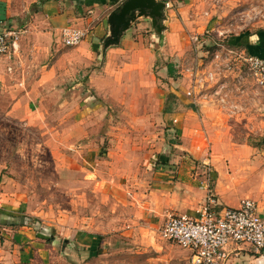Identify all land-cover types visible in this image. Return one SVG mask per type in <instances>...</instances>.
Listing matches in <instances>:
<instances>
[{"label":"rangeland","instance_id":"374dc122","mask_svg":"<svg viewBox=\"0 0 264 264\" xmlns=\"http://www.w3.org/2000/svg\"><path fill=\"white\" fill-rule=\"evenodd\" d=\"M184 7L177 36L166 38V28L160 38L149 27L135 32L134 58L130 50L102 56L100 47L63 52L58 78L30 101L27 118L10 113L13 99L0 85V201L21 203L5 217L11 223H0V264L135 262V238L125 233L130 202L141 196L132 189L147 193L149 166L181 152L173 145L189 137L181 128L190 120L204 157L211 158L207 138L215 129L236 144L264 147V85L227 51L235 50L231 38L264 31V0H187ZM60 42L63 51L80 44ZM202 100L216 111L209 125ZM200 167L203 177L207 167ZM21 226L43 245L21 242ZM73 230L107 238V250L75 243Z\"/></svg>","mask_w":264,"mask_h":264},{"label":"crops","instance_id":"0c3cea01","mask_svg":"<svg viewBox=\"0 0 264 264\" xmlns=\"http://www.w3.org/2000/svg\"><path fill=\"white\" fill-rule=\"evenodd\" d=\"M121 1L0 0V29L7 27L10 30L21 31L16 52L10 57L0 55V85H7L8 96L13 99L10 106L11 114L19 118L31 115L30 101L40 98L41 94L45 93L43 85L46 81L58 78L56 69L63 52H67V55H76L82 50H98L109 33L107 16ZM186 1L182 0L175 10L167 13L169 19L165 29L166 38L168 35L177 36L181 32L177 14L185 10ZM139 19L137 20L139 22H134L123 33L118 45L107 48V53L130 50L133 52V58L135 57V32L148 27L152 29L148 18ZM67 25L88 28L89 31L77 47L63 51L60 32L61 28ZM152 35L156 36L154 30ZM234 42L232 38L228 40V47L232 46L239 51L264 57V31L247 34L238 38L237 44ZM203 101L200 107L207 117L205 122L209 125L208 117L212 115L214 106ZM208 110L212 111L209 113ZM189 123L191 126L181 128L182 135L187 134L189 137L186 136L182 143L173 146L178 147L181 152L188 151L190 154L186 156L179 152L170 158L165 157L161 161L165 165L153 162V166L150 165L147 170V193L141 192L140 189L136 193L135 188L132 189L134 195L141 196L136 197L135 202H130L131 224L130 230L125 233L135 238V241L133 240L135 262L126 264H186L189 261L188 250L171 240L162 239L159 234L169 214L196 215V210L204 202L205 194L199 188V180L202 177L195 172L201 168L200 166L205 167L202 164L204 152L202 150L199 152V144L194 146L196 140L192 131L195 121L190 120ZM186 129L187 132L184 134ZM208 137L207 140L211 142L209 160L213 192L218 199L216 210L237 207L241 199L250 198L256 202L259 212L264 215V147L259 149L245 143L236 144L237 142L221 132V129H215ZM139 180L140 177L136 181ZM143 184L144 182L141 183ZM106 187L109 189L108 184ZM119 188L118 183H113L110 191L116 195ZM0 206L8 210V214L3 215L0 211V223L3 224L4 221L11 223V220H5V217L11 219L10 214L16 215L21 203L2 204L0 201ZM22 228L23 226L20 227L18 235L22 239L21 242L29 239L33 240L30 242L34 246L43 245L44 241L33 239V235L30 232L25 233ZM73 231L70 238L76 239L75 243L86 248H96L100 244L103 250H107L109 244L107 238L101 239L100 236L80 230ZM225 264H264V252H255L249 244L236 245Z\"/></svg>","mask_w":264,"mask_h":264},{"label":"built area","instance_id":"2783aa9c","mask_svg":"<svg viewBox=\"0 0 264 264\" xmlns=\"http://www.w3.org/2000/svg\"><path fill=\"white\" fill-rule=\"evenodd\" d=\"M158 1L164 3L166 11L175 10L182 2ZM88 31V28L64 26L60 32L61 41L65 46H77ZM20 33L19 29H0V55L10 57L16 52ZM227 51L238 53L250 76L264 85V57L231 48ZM219 57L220 54L215 53V58ZM208 78L212 80L213 74L209 73ZM209 159L204 157L202 160L207 168L199 180V188L205 194L204 202L196 210V215L169 214L159 231L161 238L171 240L190 252L186 264H225L233 247L240 244H249L257 253L264 252V215L259 212L253 199L243 198L237 207L216 210L218 199L213 192Z\"/></svg>","mask_w":264,"mask_h":264},{"label":"water","instance_id":"95a60500","mask_svg":"<svg viewBox=\"0 0 264 264\" xmlns=\"http://www.w3.org/2000/svg\"><path fill=\"white\" fill-rule=\"evenodd\" d=\"M148 18L160 38L167 26L168 15L164 3L158 0H122L107 16L109 33L100 46L102 56L107 48L118 45L123 33L139 18Z\"/></svg>","mask_w":264,"mask_h":264},{"label":"trees","instance_id":"16d2710c","mask_svg":"<svg viewBox=\"0 0 264 264\" xmlns=\"http://www.w3.org/2000/svg\"><path fill=\"white\" fill-rule=\"evenodd\" d=\"M238 38H240V37H234V40H235V42H234V44H237V39ZM239 42V41H238ZM231 42H229V44H230ZM232 44V43H231ZM167 72H168V74H169V76H173V73H174V70H173V67H172V65L171 64H169L168 66H167ZM47 240H49V243L52 241V237L50 236V238H46ZM98 251H100V250H98Z\"/></svg>","mask_w":264,"mask_h":264}]
</instances>
